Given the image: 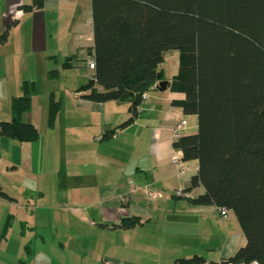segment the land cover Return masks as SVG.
<instances>
[{"label":"trees","instance_id":"16d2710c","mask_svg":"<svg viewBox=\"0 0 264 264\" xmlns=\"http://www.w3.org/2000/svg\"><path fill=\"white\" fill-rule=\"evenodd\" d=\"M44 0L19 9L32 12ZM94 78L79 90L96 103H130L134 123L144 100L162 79L164 55L179 52V71L168 84L185 99L172 102L198 117V132L181 136L173 147L184 161H197L190 191L204 193L196 206L226 208L237 218L247 244L229 261L264 264V0H91ZM6 27L3 37L8 35ZM69 65V64H66ZM160 76V78H158ZM11 101L12 118L0 122V137L36 143L40 133L24 121L37 93L24 82ZM59 112L51 101L49 124ZM111 131V138L117 132ZM0 197H10L0 190ZM137 217L116 227L131 229ZM177 264H205L199 256Z\"/></svg>","mask_w":264,"mask_h":264},{"label":"crops","instance_id":"0c3cea01","mask_svg":"<svg viewBox=\"0 0 264 264\" xmlns=\"http://www.w3.org/2000/svg\"><path fill=\"white\" fill-rule=\"evenodd\" d=\"M32 1L0 0V88H2L0 93H8L7 97L19 93L23 83L29 82V78L24 77L26 72H35L37 68H45L51 63L48 47H35V43L46 37V26L39 24L45 22V18H35L39 22L36 28V31L39 30L38 33H30L29 39L21 36L18 40L12 41L9 47L10 37L4 38L3 35L6 27L10 25L6 24L10 16L15 28L28 15L54 10L58 14L56 19L61 22V18L64 17L69 27L75 24L82 8L92 13L91 0H44L43 7L32 12L27 13L19 9L23 5H30ZM91 25L93 27L92 21ZM3 27L5 29L2 32ZM73 31L72 35H65L64 48L58 50L55 55L57 59L63 58L64 65L69 64L66 66L70 67L77 62L85 63L87 59H94L92 55L94 32L81 35ZM34 33L37 36L33 39ZM84 41L92 45L87 47ZM27 44L32 45L29 47ZM80 52L87 54L86 60H78ZM160 70L162 79L159 82H170L176 75L166 78L163 64ZM10 86L14 87V91ZM184 99V94L173 93L169 89L164 92L151 90L139 108L137 120L125 130L126 132L138 128L145 133L151 131L146 153L151 158V163L138 164L134 173L141 177L136 178V182L141 184L140 187L160 192L163 194L162 198L150 199L143 192L129 191L128 184L132 178H126L128 180L126 189L122 187L123 178H111V181L108 178L107 188L111 189V192L107 193L106 190L94 195V199L100 200L101 205H107L106 208L95 212L96 223L90 220L91 214L85 217L80 213L78 214L80 217L73 218L70 224H61L58 229L52 225L55 230L60 231L55 236L51 233L52 241H48L47 234L44 233L50 230L52 232L51 226L36 222L28 227L33 233L41 231L33 237V244L24 247L19 242L15 251H10L7 247L9 240L4 241L3 224L0 222V264H177L180 259H190L194 256L203 258L205 263L220 264L229 261L245 247L247 238L231 211L223 217L216 206L200 207L193 204L192 200L204 193L202 186L189 190L191 179L198 172V162L186 161L185 173L181 175L172 164V158L178 152L173 147V132L176 127L181 122L186 123L182 136L198 132V117L186 115L182 108L172 104L174 101ZM128 105L130 106V103ZM143 114L150 115V119H155L156 122L153 125L142 123ZM2 116L7 118L3 120L8 121L11 111L3 113ZM33 147L32 149L36 147L38 150L39 143L33 144ZM0 150L1 176L4 170L7 173L11 172L8 166L4 167V137H0ZM113 165L116 164L111 160V171L117 166ZM118 166L123 169V173L127 171L126 164L120 162ZM14 169L16 167L12 166V170ZM0 190L4 192L2 188ZM175 190L184 191L188 197H175ZM125 192L127 198L123 200L124 206L121 207L119 195ZM3 201L0 198V208L4 205ZM132 217L140 219V223L135 227L131 229L116 227L122 218ZM20 226L23 231L25 226ZM25 253L27 257L23 256Z\"/></svg>","mask_w":264,"mask_h":264},{"label":"rangeland","instance_id":"374dc122","mask_svg":"<svg viewBox=\"0 0 264 264\" xmlns=\"http://www.w3.org/2000/svg\"><path fill=\"white\" fill-rule=\"evenodd\" d=\"M38 17H44L45 22H37L35 18ZM56 17L58 14L54 10L40 11L23 18L18 27H13L11 16L6 23L11 25L5 37H10L9 47L12 41L21 36L29 39L30 33H38V23L45 25L46 37L35 43V47L46 46L50 50L48 55H51V63L47 67H39L35 72L24 74V77H28L29 82H35L38 88L37 93L32 96L31 106L24 115V121L33 123L38 129L40 138L36 143H39V149H32L35 143L27 144L4 138V167L8 166L11 172L3 171L0 176V188L10 199L0 197L4 200V205L0 208V222L3 224L4 241L9 240L7 247L10 251H15L19 242L24 247L33 244V237L41 231L33 233L28 227L36 222L51 226L52 232H44L48 241L53 239L51 233L54 236L60 233L52 225L58 229L61 224H70L73 218L80 217V213L84 216L91 214L90 220L96 223L95 212L106 208L107 205H101L100 200L94 199V195L106 190L107 193L111 192V189L107 188L109 183H106V180L123 178L122 187L126 189L129 186V191H133V188L141 186L136 182V178L141 177L134 173L137 165L151 163V158L146 155L151 131L145 133L134 128L125 132L129 126L117 129L131 117L128 113V103H96L81 98L82 93L79 90L89 83L95 74V71L88 67V59L85 58L87 54L80 52L78 60H87L85 63L77 62L72 67L64 65L65 60L55 56L58 50L64 48L66 34L72 35L73 30L81 35L93 32L92 13L82 8L75 24L69 27L64 17L61 22ZM19 18L21 19L20 16ZM4 29L3 27L2 32ZM36 33L33 39L37 36ZM84 45L88 47L92 43L86 42ZM163 69L166 78L178 73V51H171L164 57ZM10 89L13 90L14 87L10 86ZM21 94L23 95L22 89L10 97H7L8 93H0V121L7 119L2 118V115L11 111L10 101ZM52 100L59 103V112L51 126L49 113ZM150 117L143 114L141 122L153 125L156 121ZM11 118L12 114L8 121ZM111 129H117L115 137L112 138ZM111 160L117 165H113L116 166L113 171ZM120 162L127 166L125 173L118 166ZM12 166L16 169L12 170ZM126 178H132L128 186ZM126 198V192L119 195L121 207L124 206L123 200ZM20 225L25 226V231H22ZM23 256L27 257V253Z\"/></svg>","mask_w":264,"mask_h":264},{"label":"built area","instance_id":"2783aa9c","mask_svg":"<svg viewBox=\"0 0 264 264\" xmlns=\"http://www.w3.org/2000/svg\"><path fill=\"white\" fill-rule=\"evenodd\" d=\"M88 67L91 70L95 69V61L94 59H90L88 60ZM148 98V93H144L142 96V99L145 101ZM186 127V123L185 122H181L176 129L173 132V141L176 142L181 136H182V132ZM184 159H183V154L182 152L178 151L176 153V155L172 158V164L173 166H175L177 168V170L179 171L180 175L185 173V165ZM134 192H143L147 198L150 199H157V198H162L163 194L160 192H153L150 191L146 188H142L140 186L133 188ZM174 196L175 197H188V195L186 193H184V191L181 190H175L174 192ZM219 213L221 216L225 217L227 216L229 210H227L226 208H218ZM205 264H210V263H205ZM220 264H240V263H235V262H231V261H226ZM250 264H260L258 261H252L250 262Z\"/></svg>","mask_w":264,"mask_h":264},{"label":"water","instance_id":"95a60500","mask_svg":"<svg viewBox=\"0 0 264 264\" xmlns=\"http://www.w3.org/2000/svg\"><path fill=\"white\" fill-rule=\"evenodd\" d=\"M158 78H160V76H158ZM168 84L169 82L166 81H161L159 82L158 86H157V90L164 92L168 89Z\"/></svg>","mask_w":264,"mask_h":264}]
</instances>
